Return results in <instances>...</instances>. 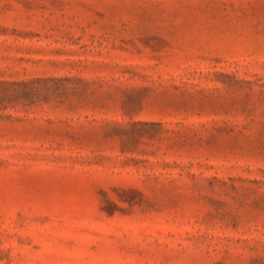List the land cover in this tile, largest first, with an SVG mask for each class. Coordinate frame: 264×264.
Returning a JSON list of instances; mask_svg holds the SVG:
<instances>
[{"label": "rangeland", "instance_id": "1", "mask_svg": "<svg viewBox=\"0 0 264 264\" xmlns=\"http://www.w3.org/2000/svg\"><path fill=\"white\" fill-rule=\"evenodd\" d=\"M0 264H264V0H0Z\"/></svg>", "mask_w": 264, "mask_h": 264}]
</instances>
